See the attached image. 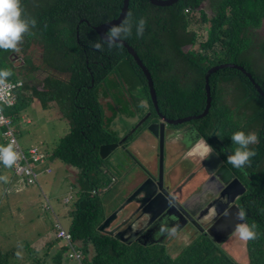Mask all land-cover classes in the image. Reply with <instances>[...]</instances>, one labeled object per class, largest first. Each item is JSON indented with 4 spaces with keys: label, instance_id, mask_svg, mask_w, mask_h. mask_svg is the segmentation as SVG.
Returning <instances> with one entry per match:
<instances>
[{
    "label": "trees",
    "instance_id": "16d2710c",
    "mask_svg": "<svg viewBox=\"0 0 264 264\" xmlns=\"http://www.w3.org/2000/svg\"><path fill=\"white\" fill-rule=\"evenodd\" d=\"M21 2L25 11L40 15L45 25L44 30L48 33L42 39L45 63L63 73H71L72 78L66 81L47 74L41 80L35 75L41 68L28 59L26 63L32 72L22 77L25 86L18 92V104L5 111L16 125L19 119L16 114L23 111L32 100L26 98L25 92L31 91L33 98H37L44 109L57 102L71 121V133L58 144L53 159L78 172L75 182H70L71 188L76 192L66 200V204L71 206L69 230L83 251L91 254L89 264H239L227 255L223 249L225 243L219 244L207 235L192 241L178 257H173V254L166 253L165 248L155 247V243L145 246L135 241L126 245L100 231L104 222V202L100 195L109 186L100 149L120 143L109 136L110 132L105 126V111L99 101L102 88L115 77L123 89L127 84L123 75L129 71L131 76L125 77L130 81L131 89H143L144 98L147 97L150 104L148 111L156 117L145 71L126 47L123 45L120 49H109L105 45L98 51L91 46L101 38L94 27L117 19L124 7V0ZM185 9L200 11L203 23L209 26L206 42L201 41L197 30H189ZM209 9L212 12L211 18L206 14ZM129 14L134 21L141 17L146 20L144 35L136 38L133 32L125 42L135 49L152 74L160 111L168 118L197 116L205 112L207 76L216 66H242L264 88V66L261 62L257 64L259 59L264 60V41L261 42L257 35V30L264 27V0H180L174 6L166 8L155 7L150 0H131ZM176 15L180 16L184 25L180 21H172ZM13 57L11 50L0 49V68L9 69L12 75L7 79L18 82V70ZM38 80L44 84L45 91L40 92L30 87L32 81ZM174 80L185 86L177 87ZM236 80L240 82L241 93L244 90L241 106L248 108L251 105L255 109L256 120L259 121L258 130L254 127L255 120H251L249 124H236L230 107L218 102L223 97L221 86ZM172 83L173 89L180 93L177 97L173 94L164 97L160 87ZM210 86L214 98L212 113L207 118L193 122L203 125L205 120L214 117L213 123L208 125L209 135L201 131L207 142H213L211 135L216 128L217 137L228 142H231V135L236 130L254 131L259 137V143L251 146L256 151V156L244 169L235 171L248 183L246 217L249 224L256 225L257 232L255 240L244 242L250 253L251 264H264V97H261L252 79L235 68L221 69L211 75ZM107 93L106 96H111L109 91ZM141 102L142 100L137 99L138 104ZM152 122L148 121L145 125ZM8 131L7 125L0 126V139ZM234 147L231 146V153ZM215 153L221 159L226 160L228 157L219 150ZM9 172V168L0 164V181ZM9 197L0 198L1 201H8L4 206V213L1 214L0 211V216H4L0 217V223L4 227L8 226V222L12 225L1 233L0 264H72L67 256L69 249L60 236L47 242L46 249L37 251L35 247L36 242L49 231L57 234V213L43 205L42 210L51 212L53 217L51 220H38V215L29 213V208L24 204L26 200L14 198L9 201ZM35 208L33 206L31 210ZM25 214L33 220L32 227L37 224L30 232L18 225L19 216ZM174 249H180V246L175 244Z\"/></svg>",
    "mask_w": 264,
    "mask_h": 264
},
{
    "label": "rangeland",
    "instance_id": "374dc122",
    "mask_svg": "<svg viewBox=\"0 0 264 264\" xmlns=\"http://www.w3.org/2000/svg\"><path fill=\"white\" fill-rule=\"evenodd\" d=\"M25 12L30 17L34 18L37 23L36 27L32 30V35L25 36L23 40L18 44V51L20 53L21 47L30 45L32 50L43 52L44 49L40 46V43H42L43 35H46L48 33L44 30L45 25L42 22V18L40 15H37L33 11L27 10ZM207 13L210 16L211 9H209ZM194 28L201 36V41L206 42V39H208L207 37H209V26L203 24L201 21H198ZM257 35L260 37L261 42H263L264 27L260 30H257ZM31 59L36 66L42 67L41 52H37ZM18 60L19 59L16 57V63L18 65L24 64L21 61L18 62ZM260 62L264 66V60L259 59L257 61V64ZM42 71L44 70L42 69ZM123 76L127 81L125 90H123L119 86L116 80H111L106 84V86L102 88L100 95L101 103L104 106V111L106 114L105 126L107 128V131L110 132L109 136L112 139H116L120 142V146L117 151L108 160H103V162H105V165L103 166V168L105 169L104 174L107 175L106 179L109 183V186L106 189L108 193L103 192L100 195L101 200L104 202L102 211L104 215L103 223H105L110 215L112 216L115 211H117L119 208H123L128 198L131 197V194L134 193L133 196L135 195V193L139 190L138 188L145 183V174L149 172L153 173L155 171L157 160L160 155V142L155 135L150 133L149 125L144 124L137 131L135 128L138 123L141 122L143 113L148 107V104L146 102L138 104L135 100L144 99L143 90L139 88H136L135 90L131 89V83L125 77L131 76V73L129 71H126L125 75ZM173 82L177 87L182 88L185 86V84L181 83L180 81L174 80ZM172 85L173 83L160 87L161 94L164 97L170 96L171 94H174L175 97H177L178 93H180L174 90ZM30 86L36 88L37 90H40L42 87V83L39 80L32 81L30 83ZM107 91H110L111 93V97H109L108 99H106L105 95ZM237 100L241 102L240 99L237 98ZM227 102L233 104V97H228ZM55 103L51 104L53 107H49L47 109H44L45 107L42 108L39 105L36 108L34 106L29 107L24 111L18 113L20 118L16 122V126L14 128L15 138L23 151H29L36 147L42 146L43 143H46L47 147H49V150L47 149V152H51L52 146L49 144L54 142L53 146L55 147L61 142V140H64L65 137L70 134L72 123L71 121L68 123L65 119L59 117L65 113L63 110L59 109V106ZM247 110L248 114L252 112V109L250 108ZM256 122L257 121L255 120V123ZM183 126L184 125L173 128H175V130H180V128H182ZM169 139L170 146L167 145L165 151V166L168 168V170L170 169L168 155L170 154V161H174L176 158L181 157L183 152V146L178 144L179 138L176 139L170 136ZM173 140L177 141L174 142ZM187 157L189 156H186V158ZM64 169L68 170V168L65 166L62 167L55 164L53 166L55 176H44L47 177L46 179L53 180L54 183L47 182L46 179H43V177L41 180L42 189L36 186L30 188L31 192L26 191L20 195L11 196V199L23 198L24 200H26V203L24 204L29 208V213L31 215H38V220H42V218H49V220H51L53 214L51 212L42 210V206L45 204L44 195L41 191L43 190V192L47 195L49 201H51L53 212L55 211L57 213L60 223L69 230L71 226V217H69L71 206L66 204V200L70 197V194H74L76 192L71 188L70 182H75L78 176V172H71L74 175L67 174L64 172ZM178 179L181 180L182 178L178 177ZM171 183L175 184V181L172 180ZM14 188H17L19 191H21L24 190L26 186L18 183L14 186ZM1 192L2 186L0 184V194ZM7 202L8 201H0V211H2L1 214L4 213V206ZM40 203L41 205H39ZM33 206H36V208L34 210H31ZM132 211V209L124 208L121 211L120 218L125 217V220H127V218L131 216ZM0 217L2 218L4 216ZM19 218L20 220L18 222V225L26 232H30V230H32L35 226L37 227V224L32 227V223L27 222L28 216H19ZM58 218H56V225L58 223ZM204 218L208 222V217L205 216ZM9 223L10 222H8L7 227H4L3 224L0 223V243L2 242L1 233L12 227V225ZM116 224L117 221L111 225L110 230H113L114 225ZM15 226H17V224H15ZM177 234L178 232L175 231L173 235H169L167 237L168 240L156 242L155 247L161 249L165 248L167 254H173V257H178L184 250V248L190 245L191 242L186 238L181 239ZM55 236H57L55 232L49 231L48 233H46L45 237L36 242V250L40 251L46 249L48 247L47 242L54 240ZM197 238H195V240ZM224 242L226 243L223 245V249L225 250L227 255H230L239 264H251V258L246 242L241 240L239 237H228ZM175 244L179 245L180 249H174Z\"/></svg>",
    "mask_w": 264,
    "mask_h": 264
},
{
    "label": "clouds",
    "instance_id": "9594fccd",
    "mask_svg": "<svg viewBox=\"0 0 264 264\" xmlns=\"http://www.w3.org/2000/svg\"><path fill=\"white\" fill-rule=\"evenodd\" d=\"M162 1H170V0H162ZM179 1L180 0H178L175 4H177ZM152 5L155 7L166 8L163 6H156L154 4H152ZM174 5H172V6H174ZM172 6H170V7H172ZM121 14H122V12H121ZM185 14L188 17V27H189L190 31L196 30L194 27L198 21H201L203 23V18H202V15H201L199 10L192 11L190 9H185ZM206 14L209 18H211L212 12H211L210 16L208 15L207 11H206ZM174 20L180 21L183 24L182 19L180 18L179 15L173 16L172 21H174ZM86 22H88V21H86ZM36 23H37L36 20L34 18L30 17L25 12V10L22 6L21 0H0V49L12 51L13 56H14L13 59L15 62V67L18 70V82H13V81H10L9 79H7L9 76L12 75L11 71L7 68H0V84H5V85L10 86L12 88V91H11L12 96L9 99H7V101L0 100V126L7 125L9 128V131L3 136L2 139H0V164H2L5 168H9L11 173H12V176H13L12 180L7 175L3 180L0 181L1 186L2 187L4 186V191L1 192L0 198H3L4 196L9 195L10 196L9 200H12L11 196L20 195L26 191L31 192L30 188H33L36 186L40 187L41 186V180L44 176H53L55 174V171L52 168H46V165H49V163H51V162L52 163L57 162L53 159V154H54V151L57 149L58 145L55 146L54 149L51 150V152H47V153H46L45 149H43L42 147H40L38 149H31L29 151H23L20 148V146H19V144L15 138L14 128L16 125L13 123L12 119L7 116L8 114L5 111L6 108L11 109V108L16 107V105L18 104L17 103L18 102V92L22 88H24V86H25V83L22 80V77L24 75H29L32 72L30 67L26 64V60H28V59L32 60L31 58H33L37 52H41L42 67L37 66V67L41 68V70L35 72V75L37 77H40L41 80H43L44 77L47 76V74L51 75L55 78L64 79L66 81H70L72 78L71 73H63V72L56 70L53 67H51L45 63V58H44L45 47L42 43H40V46L43 47V49H44L43 52L32 50L30 45H26V46H23L20 48V53H19L18 44L23 40V38L25 36L32 35V30L36 27ZM102 25H104V24H102ZM102 25H100V26H102ZM100 26H98V27H100ZM145 26H146V20L144 18L141 17V18L136 19L134 21L132 19L131 14H129L118 25L111 26L110 29L105 33L104 37L100 36L98 34V32L95 30V28H97V27H94V30L97 32V34L101 38H98L95 42H93L91 44V46L98 51L102 50L105 45L109 49H112V48L120 49L123 46L124 42L127 41L133 35V32L135 33L136 38H141L144 35ZM79 37H80V33H79ZM52 41H54V39H52ZM54 43L57 44L55 41H54ZM134 51H135V49H134ZM137 55H138V53H137ZM16 57L19 59L18 62L21 61L25 65L24 64L18 65L16 63ZM139 58H141V57H139ZM33 64L35 65L34 62H33ZM216 67H218V66H216ZM216 67H213V68H216ZM146 68L148 69L147 66H146ZM42 69L44 71H42ZM148 71H149V69H148ZM243 72H245V74L248 75L252 79V81L255 84L256 89H257V85H259L262 88V93L258 89L257 90L261 94V97H264L263 86L260 85L256 81V79L254 78V76L251 73H249L246 70ZM176 74H179V73H176ZM151 76H152V74H151ZM177 76L178 75H176V77ZM111 80L117 81V79H115V77H112ZM153 81H154V79H153ZM40 82L42 83V81H40ZM147 84L149 87L150 98H151V101L153 103L151 90H150V86H149L148 81H147ZM154 85H155V82H154ZM239 86H240L239 80H236L235 82H228L226 84H223L221 86L223 89V97L218 102H222V103L226 104L228 107H230L231 116H232V118L236 124H238V123L239 124H249L251 120H256V118H257L256 112H255V109L251 105H249L248 108H243L241 106V102H239L237 100V98H238L242 101V95L244 94V90L241 93ZM209 87H210V98H211V108H212L214 98H213L212 90H211V86H210V79H209ZM125 88H126V86H124L123 90H125ZM139 89H141V88H139ZM155 90H156V88H155ZM39 91L40 92L45 91V86L43 83H42V87ZM156 93H157V90H156ZM105 94L107 95L108 93L106 92ZM100 95H101V93H100ZM25 96L27 99L32 98V100L28 102L27 107H25V109H27L29 107H33L34 105H32V104L34 103V101H39L37 98H33V93L31 91H29L28 93L25 92ZM230 96L233 97V100H234L233 104L227 102V98ZM109 97H111V96H106V99H108ZM157 98H158V93H157ZM206 98H207V105H208L209 97H208L207 88H206ZM135 100L137 101V99H135ZM99 101L101 103L100 97H99ZM143 102L144 103L146 102L148 104V107L146 105L147 109L144 112L146 114L143 113L144 116H142L141 121L149 113H151V117L146 121V123L148 121H151V120L153 121L149 125V131H150V127L152 125L159 124V123H154L153 118L154 119L156 117L161 118V116H160L161 111H160V107H159V115L155 111L156 117H153V113L148 111L150 108V104H149V100L147 99V97L142 100L141 104ZM55 104L59 106V109H61L59 104H57V103H55ZM158 105H159V99H158ZM207 105L205 107V110L207 108ZM40 106L43 108V105L41 102H40ZM102 106H103V104H102ZM49 107H53V106L49 105ZM153 107H154V104H153ZM103 108H104V106H103ZM211 108H210V110L212 111ZM249 108L252 109V112L250 114L247 113L248 112L247 109H249ZM154 110H155V108H154ZM211 111H209V114H208L209 116L211 115ZM235 111L238 114V116L240 117L241 121L235 120V117L232 115L235 113ZM62 115H63L64 119L69 123L70 121L67 119L65 114H62ZM199 115H202V114H199ZM199 115H197V116H199ZM253 115H254V118H253ZM16 116L20 118V116L18 114H16ZM105 116H106V114H105ZM213 116H214V114H213ZM59 117H61V116H59ZM187 117H192V116H186V117L170 119V120H178V119H183V118H187ZM105 121H106V119H105ZM162 121H163V119H161V122ZM196 121H198V120H196ZM193 122H191V123H193ZM139 123H141V122H139ZM183 125H185V124H183ZM167 126H169V125H167ZM172 127H178V126H172ZM172 127L170 126L167 128V131H165L166 134L169 132V130H171ZM254 127L256 128V130H258L259 121H257L256 124H254ZM70 133H71V130H70ZM182 133L183 132H179L178 135H180ZM68 136H66L65 139ZM170 136H172V135L170 134ZM230 139H231L232 144L235 147H234V151H232V153L230 155H228L227 162L234 168L233 170L244 169L246 166H248L251 163L252 158L256 156V151L251 146L259 143L258 134L254 131H247L246 132L244 130H236L232 133ZM158 141H159V138H158ZM113 145H117V144H113ZM167 145L170 146V143H167L166 146ZM109 146H111V145H109ZM165 151H166V147H165ZM159 159H160V156L158 157V162H159ZM165 159H166V155H165ZM219 159H220V157H219ZM165 163H166V161H165ZM223 167H225L227 169L228 175L231 176L232 181L226 182V183H221L220 181L219 182L223 185L224 188L226 187V190H227V188H230V187L235 189L236 187L233 185L235 183H238L239 186H238V188H236L237 189L236 192L239 191V195L235 194L234 197L232 198V201L228 200V201H230V207H228L226 210H223L221 212L218 211V218L215 222H213L214 218H212V215H209V214L204 215L202 218V226L204 228L203 231L207 234V236H210L208 234V230L211 227H213L220 220V217L224 213L231 211L233 209V207H237V209H235V210H238V212L236 213V218L239 221H243V222L238 223L235 226L234 234H232L231 237L232 238L239 237L243 241L255 240L257 238V232L255 230L256 225L254 223L249 224L248 218L246 217L247 213L245 211V209H248V208H246V206H247L246 199L248 198L246 196H247L249 190H248L247 186L243 183V181L237 177L236 171H233L230 167H227L224 163H223ZM159 168H160V165H159ZM146 174H148V173H146ZM214 178L215 179L217 178L216 174H214ZM150 179H152V178L150 177ZM18 183L25 185L26 188L24 190H21V191H19L17 188H14V186ZM241 187H242V190H241ZM103 192L107 193V191H103ZM42 193H43L44 199H45L44 206L47 207L48 210L53 211V206H52L51 201H49L47 195L44 192H42ZM238 196H241V197L238 198ZM227 198H230V197L227 196ZM134 204H137V203L133 202L132 204L125 207V209L126 208L131 209ZM139 205H141V203H139ZM141 206H139L136 209V211H138V209H139V213L142 212ZM133 213H135V211H133L131 213V215ZM120 215H121V212L119 213V216ZM22 216H26V214L22 215ZM205 216L208 217V222L205 220V218H204ZM56 218H58V216H56ZM120 220H121V218L119 217V220L117 221V223L120 222ZM143 220L146 221L147 223H149V218H147V220H146V218H143ZM57 222L58 223L56 225V229L58 231L57 232L58 237L60 236V233H61L60 226H62L64 230H66L67 232L70 233V230L66 229L60 223L59 218H58ZM123 222H124V220L122 221V223ZM129 222H130V220H129ZM122 223H120L118 226H120ZM128 224H131V223H127L124 227H126ZM114 228H116V227H114ZM175 231H176V226L170 225L167 220H163L160 223V227H159V234L160 235H173L175 233ZM70 236L72 238V235H70ZM200 237L201 236H199V238ZM194 240H192V241H194ZM63 241L66 242V246L69 249V254H67V256L70 259L72 264H89L91 254L85 253L83 251V249L81 248V246L77 242H75L73 238L69 242L65 239ZM224 243H226V242H224ZM74 254H80L81 258L80 259L75 258Z\"/></svg>",
    "mask_w": 264,
    "mask_h": 264
},
{
    "label": "flooded vegetation",
    "instance_id": "af4514ba",
    "mask_svg": "<svg viewBox=\"0 0 264 264\" xmlns=\"http://www.w3.org/2000/svg\"><path fill=\"white\" fill-rule=\"evenodd\" d=\"M161 115L170 120V118H168L164 113L161 112ZM232 115L235 117L236 121H241L236 111ZM161 119L162 118L160 117H156L155 119L153 118L154 123H160ZM213 120L214 117L207 119L204 121L203 125H198L195 123L185 124L182 128H180V130H175V128L171 126V130H169L170 134L176 139L179 138L178 144L183 146L181 157L176 158L174 161H170V154L168 155L170 169L168 170V168L165 166L164 171V188L169 194H171L173 198L175 197V202L170 205L169 210L166 214H164L165 216L155 220L149 226V228L143 232L138 243L147 246L150 243L168 240L167 237L169 235L159 234L160 223L163 220H167L170 225L176 226V231L178 232L177 235L181 239L186 238L191 242L196 237L206 236L207 234L203 231L204 228L202 226L203 216L206 214L212 215V218H214L213 222H215L218 218V211L221 212L230 207V201H232L234 195H239L238 191L232 194L230 198H227L225 188H222V191L217 196H215V191L212 188L216 181L214 174L211 175L212 171L209 169V166L206 169L205 164H201L203 160V157L201 158V156H199L201 153L206 155L210 151L214 153L216 150H219L225 155L231 154L230 148L233 144L226 141V139L217 137L218 128H216L214 134L211 135V138L213 139L212 143L209 141L207 142L205 137L202 135L201 131H204L209 135L210 128L208 125H211ZM168 127L170 126L166 127V131ZM179 132H183V134L178 135ZM200 140L204 142L205 146L203 145V148L199 147V145H195L196 143L200 144ZM173 141L175 142L177 140ZM205 147H208V150H205ZM186 156L189 157L186 158ZM221 160L227 167H230L232 170L234 169L227 162V157L226 160L224 158ZM236 174L237 177L241 179L248 188L247 183H245L246 180L242 179V175L237 172ZM145 176L146 178L144 182L149 180L151 177L155 186L159 183L160 171L158 160L155 171L153 173L149 172L148 174H145ZM178 177H181L182 179L179 180ZM172 180L175 181V184L171 183ZM216 183V186H223L218 181H216ZM151 191H155L154 187L151 189ZM176 192L178 193L176 194ZM240 197L241 196H238V198ZM139 203H141V201L137 202V204H134V207L131 208L133 211H135V213H133V216L130 218V222H128L131 224L134 223V226L138 231L145 228L148 224L143 220L142 217L137 220V216L141 214L139 213V209L136 211V209L141 206ZM142 209L143 208H141V211ZM123 220H125V217L121 218L120 222L114 225V227H117Z\"/></svg>",
    "mask_w": 264,
    "mask_h": 264
},
{
    "label": "water",
    "instance_id": "95a60500",
    "mask_svg": "<svg viewBox=\"0 0 264 264\" xmlns=\"http://www.w3.org/2000/svg\"><path fill=\"white\" fill-rule=\"evenodd\" d=\"M130 1L131 0H124V7L122 9V14L121 16L109 23H106L100 27L95 28V30L98 32V34L102 37H104L105 33L110 29L111 26L113 25H118L126 16H128L129 13V7H130ZM152 4L156 6H163V7H170L174 5L178 0H170V1H162V0H150ZM129 53L134 57V59L137 61L138 65L141 66L144 71H145V76L147 78V81L150 86L151 90V95H152V100L154 104L155 111L159 115V105H158V98H157V93L155 90V85L153 78L146 68L144 62L139 58L137 53L134 51L132 47H130L126 42L123 44ZM225 68H235L239 69L242 71H245V69L242 66L238 65H233V64H227V65H222L218 66L216 68H213L211 71H209L208 76H207V91H208V105L205 110V113L199 116H192V117H187L183 119H178V120H169L163 117L161 114V118L163 121L159 124L152 125L150 127V132L155 135L156 137L159 138L160 142V159H159V171H160V181L159 183L155 186L154 181L152 179L148 180L146 183H144L141 187H139L135 195L132 197H129L128 200L126 201L125 205L123 208H119L117 211L113 213V215L108 218V220L103 223L100 226V231L103 233L115 237L117 240L125 243L126 245H131L135 241H139V238L142 237L143 232H145L149 226L155 221L158 220V218H162L165 216L164 214L167 213V211L170 208V205L175 202V197L173 198L171 194L168 193V191L164 188V171H165V147L166 144L169 143L170 141V133L168 132L166 134V126H181L183 124H188L196 120H201L204 119L208 116L210 108H211V98H210V87H209V79L210 76L216 73L217 71ZM251 76V75H250ZM94 84V81H93ZM257 89L262 93V88L257 85ZM151 117V113H149L142 121L139 123L135 128L136 131L143 126L146 121ZM135 131V132H136ZM135 134V133H134ZM183 134V133H182ZM199 145V147H204V142L200 140V144H195ZM204 145V146H203ZM119 144L117 145H111V146H105L102 147L100 150V156L102 160H108L110 156H112L117 149L119 148ZM205 150H208V147H205ZM209 152V151H208ZM199 156L201 158L203 157V160L201 164H205L206 169L208 166L210 167L209 169L212 171V174H216L217 178L216 180L221 183H226L232 181L231 176L228 175V171L225 167H223L222 161L219 159V157L215 154L212 153L211 151L207 153L206 155L204 153H201ZM216 181L215 184L212 186V188L215 191V196H217L221 191L223 186H216ZM233 186L238 188L239 184L235 183ZM154 187L155 191H151V189ZM234 189L232 187L227 188L225 187L226 190V195L228 197H231L232 194L236 193L237 189ZM242 190V187H241ZM178 192H176L177 194ZM141 201V208L142 212L137 216V220L139 218H147L149 217V223L145 228L142 230H137L136 227L133 224H128L126 227H124L130 220V218L133 216V214L127 218L120 226L114 228L113 230H110V227L113 223L119 220V213L128 205L134 203H137ZM237 207H233L231 211H228L227 213H224L221 217L220 220L208 230V234L215 239V241L219 244L224 243V241L228 238L231 237L232 234H234V229L235 226L238 223H242L243 221H239L236 218V213L238 212ZM124 227V228H123Z\"/></svg>",
    "mask_w": 264,
    "mask_h": 264
},
{
    "label": "crops",
    "instance_id": "0c3cea01",
    "mask_svg": "<svg viewBox=\"0 0 264 264\" xmlns=\"http://www.w3.org/2000/svg\"><path fill=\"white\" fill-rule=\"evenodd\" d=\"M32 105H34V107L36 108L37 106H39L40 105V102L39 101H34V103L32 104ZM61 118H63L64 119V117H63V115L61 116ZM54 143V142H53ZM53 143H51V144H49V145H51L52 146V149L51 150H53L54 149V146H53ZM40 147H42L43 149H45V151H46V153H47V149L49 150V147H47V144L46 143H43V145L42 146H39V147H36V148H34V149H38V148H40ZM57 165V166H62V167H64L65 165H63L61 162H56V163H49V165H46V168H52L53 169V166L54 165ZM73 171H75V169H72V168H70V167H68V170L67 169H64V172L65 173H67V174H72V175H74L73 173H71V172H73ZM8 176H9V178L12 180L13 179V176H12V173H11V171L9 172V174H8ZM55 176V174L53 175V177ZM47 177H44L43 179H46ZM46 181L47 182H49V183H54L53 182V180H51V179H46ZM108 188V187H107ZM106 188V189H107ZM40 189H42L41 188V186H40ZM74 190V189H73ZM42 192H43V190H41ZM107 191V190H106ZM107 193H108V191H107ZM26 216H28V215H26ZM58 221V220H57ZM27 222H30V223H32L33 222V220H31V218L28 216V220H27Z\"/></svg>",
    "mask_w": 264,
    "mask_h": 264
},
{
    "label": "built area",
    "instance_id": "2783aa9c",
    "mask_svg": "<svg viewBox=\"0 0 264 264\" xmlns=\"http://www.w3.org/2000/svg\"><path fill=\"white\" fill-rule=\"evenodd\" d=\"M12 88L10 86H7L5 84H0V100L7 101L12 96ZM61 233L60 237L64 238L68 242L71 240L70 233L63 229L62 226H60ZM74 257L77 259L81 258L80 254H74Z\"/></svg>",
    "mask_w": 264,
    "mask_h": 264
}]
</instances>
